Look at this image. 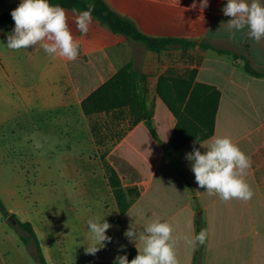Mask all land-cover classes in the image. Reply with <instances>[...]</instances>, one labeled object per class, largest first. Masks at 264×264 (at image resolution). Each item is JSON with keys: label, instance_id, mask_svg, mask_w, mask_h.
<instances>
[{"label": "crops", "instance_id": "obj_1", "mask_svg": "<svg viewBox=\"0 0 264 264\" xmlns=\"http://www.w3.org/2000/svg\"><path fill=\"white\" fill-rule=\"evenodd\" d=\"M105 1L149 36L207 41L212 47L189 50L193 51L194 68L198 70L196 82L221 92L212 137H230L251 156L252 166L245 179L254 196L248 201L226 202L218 194L209 195L197 185L186 159V153L193 151L194 142L180 150L171 144L178 118L159 96L158 85L162 77H167L170 67H181L177 62L169 63V54H175L173 59L178 60L183 50L159 54L149 51L141 42L114 34L93 16L88 33L77 32L74 20L82 11L65 8L69 26L80 42L79 55L74 61L49 56L39 46L10 50L6 47L7 35L14 25L0 28V172L12 165L7 158L11 144L27 147L32 161L42 157L39 148L43 147L48 148L50 160H56L57 150L65 163L85 165L98 161L102 165L101 155L108 151L106 159L119 173L123 187H137L140 197L126 213H121L105 175L107 193L113 200L112 210L118 215L115 226L123 227L124 231L115 239L112 225L106 232L111 242L106 241V246L91 256L88 264L116 261L118 255L136 247L124 236L129 226L139 232L157 219L174 227L179 264H264V78L248 74L243 61L236 65L232 56L217 52V49L231 50L248 58L256 70L264 71V38L256 42L248 37L247 28L242 32L229 29L230 17L222 12L227 0H208L203 11L200 0H196V8L191 7L193 0ZM20 2L0 0V14L14 10ZM260 2L264 5V0ZM206 60L212 79L201 76ZM130 62L146 75V80L140 83L147 90L152 119L133 124L130 108L87 115L84 99ZM72 63H76L78 71L72 70ZM149 123L157 137L151 133ZM211 138L196 143L195 147L203 154L206 149L200 143L207 147ZM72 171L77 176V166H72ZM105 172L103 164V175ZM11 201L14 202L13 197ZM81 207V242L86 248L95 243L87 221L100 217L101 212L107 214L110 209L104 204L91 205L87 200ZM7 209L17 214L13 207ZM20 219L30 222L24 216ZM198 222L208 231L200 249L198 244L189 247L183 239L198 234ZM122 245L124 250L118 251ZM142 246L137 241V247ZM0 264H10L1 241Z\"/></svg>", "mask_w": 264, "mask_h": 264}, {"label": "clouds", "instance_id": "obj_2", "mask_svg": "<svg viewBox=\"0 0 264 264\" xmlns=\"http://www.w3.org/2000/svg\"><path fill=\"white\" fill-rule=\"evenodd\" d=\"M192 8L197 7L193 0ZM200 10L208 7V0H200ZM95 5L90 3L87 10L80 12L74 20L77 32L87 34L92 23V13ZM225 16L230 17L227 24L230 30L242 32L248 29L250 39L259 42L264 38V5L260 0H227L222 8ZM14 28L7 35L6 47L10 50H26L30 46H39L52 57H63L74 61L80 50V42L74 36L68 23L66 10L60 5H51L49 0H21L19 5L10 13ZM235 33H233L234 35ZM193 143V151L186 153V159L191 164L195 181L200 188H205L209 195L218 194L224 201L239 199L248 201L254 196V191L245 177L251 169V156L243 152L230 137H212L202 154ZM39 147V145H37ZM89 232L95 243L85 248L88 255H96L105 242L112 238L106 235L112 225L106 219L93 217L87 221ZM171 223L153 220L142 231L135 230L132 225L125 231L124 236L129 242H134L137 255L131 261L127 254L118 255L115 264H179L176 246L177 237L173 235ZM208 231L201 229L198 234L183 239L189 247L197 244L203 246ZM137 241L142 242V248L137 247ZM121 246L118 251H123Z\"/></svg>", "mask_w": 264, "mask_h": 264}, {"label": "rangeland", "instance_id": "obj_3", "mask_svg": "<svg viewBox=\"0 0 264 264\" xmlns=\"http://www.w3.org/2000/svg\"><path fill=\"white\" fill-rule=\"evenodd\" d=\"M192 52L183 51L178 60H174L175 54L170 53L169 63L173 62L174 65L177 62L181 67H170L166 76L192 78L193 71L198 72L194 68ZM71 67L78 71L76 63H72ZM202 67V78L212 79L209 61L206 60ZM220 116L223 121L224 104ZM8 149L7 158L12 165L0 172V200L6 208L13 207L19 219L27 217L37 229L43 254L48 259L47 264L89 263V258L93 255L85 253L79 219L83 212L81 205L86 200L91 205H106L110 211L107 214L101 212L100 218L113 225L115 239L123 234V227L115 226L118 215L117 211L112 210L113 200L107 193L106 172L103 175V164L100 161L86 165L79 162L65 163L57 150L56 160L53 161L47 157L48 148L43 147L39 148L42 157L32 161L27 147L11 144ZM72 166H77V176L72 171ZM12 197L14 202L11 201ZM0 216V241L10 264H40L35 246L25 245L18 230L11 226L1 211Z\"/></svg>", "mask_w": 264, "mask_h": 264}, {"label": "trees", "instance_id": "obj_4", "mask_svg": "<svg viewBox=\"0 0 264 264\" xmlns=\"http://www.w3.org/2000/svg\"><path fill=\"white\" fill-rule=\"evenodd\" d=\"M51 5H60L73 11H86L87 5L92 3L95 9L92 16L105 23L114 34L130 37L143 43L149 51L162 53L166 50L190 49L201 47L212 48L207 41H197L184 37H152L142 32L132 20L120 15L113 10L105 0H49ZM10 12L0 14V28L14 25ZM214 49V48H213ZM221 55L232 56L236 65L244 62L245 71L258 78H264V71L256 70L250 60L238 55L231 50L217 49ZM198 72L193 71L192 78L181 79L171 76L162 77L158 85V94L166 103L173 114L178 118V124L171 136V144L174 149L180 150L187 143H197L211 138L215 133L216 114L219 107L221 92L215 87L196 82ZM146 80V75L141 73L134 62L128 63L120 69L106 83L96 89L83 101V108L87 115L93 116L103 112H111L117 109L130 108L135 117L133 124L141 121H150L153 117L147 101V90L140 82ZM199 88V89H198ZM154 137H157L152 124H148ZM97 129V123L93 125V131ZM108 151L102 153L101 159L106 171V177L112 192L116 198L119 211L126 213L132 203L140 197L137 187L125 189L117 170L107 161ZM0 211L3 217L9 220L13 216L16 224L11 226L18 230L25 245L35 246L36 256L40 264H47L37 233L30 222H23L15 214L8 211L0 200ZM204 229V225L198 222V233ZM200 249L201 245L198 244ZM128 260L131 261L137 255V248L127 250ZM94 264H115L114 262H98Z\"/></svg>", "mask_w": 264, "mask_h": 264}, {"label": "water", "instance_id": "obj_5", "mask_svg": "<svg viewBox=\"0 0 264 264\" xmlns=\"http://www.w3.org/2000/svg\"><path fill=\"white\" fill-rule=\"evenodd\" d=\"M9 221H10L12 224H16V220L14 219L13 216H10V217H9Z\"/></svg>", "mask_w": 264, "mask_h": 264}]
</instances>
